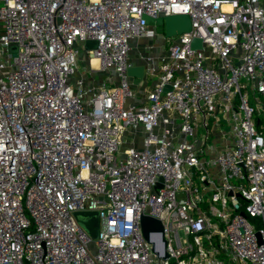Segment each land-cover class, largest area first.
I'll list each match as a JSON object with an SVG mask.
<instances>
[{"label": "built area", "instance_id": "2783aa9c", "mask_svg": "<svg viewBox=\"0 0 264 264\" xmlns=\"http://www.w3.org/2000/svg\"><path fill=\"white\" fill-rule=\"evenodd\" d=\"M263 120L264 0H0V264H264Z\"/></svg>", "mask_w": 264, "mask_h": 264}, {"label": "water", "instance_id": "95a60500", "mask_svg": "<svg viewBox=\"0 0 264 264\" xmlns=\"http://www.w3.org/2000/svg\"><path fill=\"white\" fill-rule=\"evenodd\" d=\"M144 18L149 23H156L164 27L166 36H173L178 33H182L184 31H189L192 28V20L189 14L186 13H175V14H166L158 17H154L148 14H144ZM97 40H88L87 46L89 48H93L97 45ZM193 47H201L202 39L196 37L192 41ZM13 49L16 47L15 45L11 46ZM145 67L144 65H135L128 67V74L134 76L135 82L139 80L140 77L144 75ZM166 89H169L170 86L166 85ZM76 216L79 221L93 234H95L97 230L96 222L98 220V212L97 211H79L76 212ZM141 227L144 235L147 239L150 238V231H163L162 221L158 218H155L148 214L141 215ZM259 234V233H258ZM168 254H166V257Z\"/></svg>", "mask_w": 264, "mask_h": 264}, {"label": "rangeland", "instance_id": "374dc122", "mask_svg": "<svg viewBox=\"0 0 264 264\" xmlns=\"http://www.w3.org/2000/svg\"><path fill=\"white\" fill-rule=\"evenodd\" d=\"M159 30H160V33H163L164 32V28L163 26L159 25ZM165 33V32H164ZM150 43H153V40H150V39H143L142 41L140 42H136L132 48V53L133 54H136L134 56L137 57V55L139 56V51L141 49V52L142 54L145 53V55H150V54H153L150 50H146L144 48H146ZM84 51H85V48L84 47H81V54H80V62H79V69L77 70L76 72V76L77 75H81L85 72L88 73V76H87V81L88 82H92V80L96 81L97 83L100 82L101 78L103 77V75H107V72L106 70H101V71H95L93 73H90V68L87 67L88 64H87V61L85 59V55H84ZM144 55V54H143ZM264 122V120H263Z\"/></svg>", "mask_w": 264, "mask_h": 264}, {"label": "crops", "instance_id": "0c3cea01", "mask_svg": "<svg viewBox=\"0 0 264 264\" xmlns=\"http://www.w3.org/2000/svg\"><path fill=\"white\" fill-rule=\"evenodd\" d=\"M156 26H157V28H158V34H157V36L156 37H154V38H149V37H143V38H140V39H136V40H134L133 41V46H134V44L136 43V42H140V41H142L143 39H150V40H153V43H150L146 48H144V49H146V50H150L152 53H153V55H158V54H160V53H162L164 50H165V47H166V44H167V39H166V35H165V31L163 32V33H160V30H159V25L158 24H156V23H154ZM164 28V27H163ZM141 50H143V49H141ZM141 50L139 51V52H141ZM138 52V53H139ZM134 55H136V54H133V53H131V56H132V58L133 59H135V61H137V63L138 64H144V62L139 58V56L137 55V57L136 56H134ZM97 71H101V70H97ZM107 72V71H106ZM108 73V72H107ZM105 76L106 75H103V77L101 78V80H100V82L102 81V80H104V78H105Z\"/></svg>", "mask_w": 264, "mask_h": 264}, {"label": "bare ground", "instance_id": "6f19581e", "mask_svg": "<svg viewBox=\"0 0 264 264\" xmlns=\"http://www.w3.org/2000/svg\"><path fill=\"white\" fill-rule=\"evenodd\" d=\"M93 63L95 64V66H97V64H98V59H97V58H94V59H93Z\"/></svg>", "mask_w": 264, "mask_h": 264}]
</instances>
